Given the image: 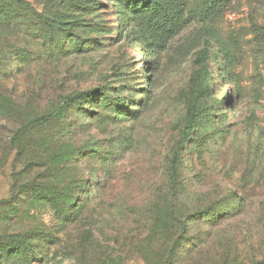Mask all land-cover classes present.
<instances>
[{
  "label": "rangeland",
  "instance_id": "obj_1",
  "mask_svg": "<svg viewBox=\"0 0 264 264\" xmlns=\"http://www.w3.org/2000/svg\"><path fill=\"white\" fill-rule=\"evenodd\" d=\"M0 264H264V0H0Z\"/></svg>",
  "mask_w": 264,
  "mask_h": 264
},
{
  "label": "trees",
  "instance_id": "obj_2",
  "mask_svg": "<svg viewBox=\"0 0 264 264\" xmlns=\"http://www.w3.org/2000/svg\"><path fill=\"white\" fill-rule=\"evenodd\" d=\"M146 7L149 8L150 11H154L155 8H158L159 5L156 2H152L149 1L145 4ZM195 126V122H191L190 123V127H194ZM30 143V142H29ZM55 161H56V156H51L49 157V164L48 167H53L55 165ZM54 182V181H53ZM62 193H66L67 195H70V197L68 199L64 198L63 200V204L64 206H68L69 204H71L73 202V207H72V211H70V217L69 220L72 221H76L79 217V215L82 213V202L81 199L74 197L72 194H70L69 191L63 192V191H54L53 194H51L50 196L53 198L55 197V199L60 198L62 199ZM71 221V222H72Z\"/></svg>",
  "mask_w": 264,
  "mask_h": 264
}]
</instances>
